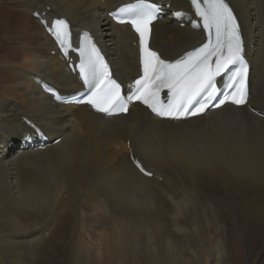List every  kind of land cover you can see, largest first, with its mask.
Instances as JSON below:
<instances>
[{
    "label": "bare ground",
    "instance_id": "1",
    "mask_svg": "<svg viewBox=\"0 0 264 264\" xmlns=\"http://www.w3.org/2000/svg\"><path fill=\"white\" fill-rule=\"evenodd\" d=\"M132 1L0 0V264H264L257 113L226 105L169 121L134 105L106 118L40 92L37 78L62 94L77 81L32 13L94 32L127 91L140 74L137 38L107 14ZM157 1L165 16L151 46L174 59L203 34L173 15L191 14L188 0ZM228 1L251 62L248 102L264 112V0ZM31 125L49 136L44 150ZM127 142L153 177L130 163Z\"/></svg>",
    "mask_w": 264,
    "mask_h": 264
},
{
    "label": "snow or ice",
    "instance_id": "2",
    "mask_svg": "<svg viewBox=\"0 0 264 264\" xmlns=\"http://www.w3.org/2000/svg\"><path fill=\"white\" fill-rule=\"evenodd\" d=\"M189 4L198 18L193 21V28L202 29L203 38L174 59L164 58L151 46L153 24L162 11L161 4L135 0L108 12L117 24L129 26L138 42L140 74L127 85L126 93L90 31L83 30L74 43L67 18H55L50 24L42 20L55 47L83 85V92L73 96V101L86 102L106 115L128 114L130 105L140 102L155 117L175 121L204 115L209 109H220L229 102L245 105L249 66L243 55L241 25L234 9L228 0H189ZM173 15L180 18L185 12L176 11ZM73 53L76 61L72 60ZM164 90L166 99L161 95ZM46 91L63 100L53 88L47 87ZM253 112L256 114L254 109ZM258 115L264 119V113ZM37 132L43 135L39 129ZM131 161L139 173L154 176L134 154Z\"/></svg>",
    "mask_w": 264,
    "mask_h": 264
},
{
    "label": "rangeland",
    "instance_id": "3",
    "mask_svg": "<svg viewBox=\"0 0 264 264\" xmlns=\"http://www.w3.org/2000/svg\"><path fill=\"white\" fill-rule=\"evenodd\" d=\"M198 243V245L200 246V243L199 242H197ZM26 262V261H25ZM27 263V262H26ZM158 263H160V264H162V261H158ZM201 263V262H200ZM63 264H80V262H74V261H64L63 262ZM107 264V263H106ZM136 264H146V262L145 261H143V260H139V261H137L136 262Z\"/></svg>",
    "mask_w": 264,
    "mask_h": 264
}]
</instances>
